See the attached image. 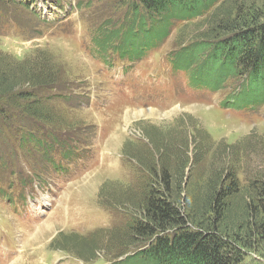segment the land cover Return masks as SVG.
I'll return each mask as SVG.
<instances>
[{"label":"rangeland","instance_id":"374dc122","mask_svg":"<svg viewBox=\"0 0 264 264\" xmlns=\"http://www.w3.org/2000/svg\"><path fill=\"white\" fill-rule=\"evenodd\" d=\"M17 2L5 0L0 7V51L19 60L40 51L52 56L72 85L47 93L63 97L53 96L50 109L63 121L59 128H71L67 132L81 140L51 143L30 154L17 147L21 135L11 129L14 121L0 128V264H126L140 248L122 245L128 242L126 226L140 217L137 205L156 169L166 165L175 193L197 220L209 217L208 201L224 170L234 169L244 184L264 174V105L238 109L229 100L240 80L230 79L214 92L196 88L193 70L174 62L176 53L198 40L223 39L217 29L228 9L234 18L240 6L241 18L264 12V0H220L201 17L173 20L157 47L124 51L133 62L120 64L123 70L115 73L119 82L125 71L128 80L121 84L113 82L108 57L93 39L102 30L109 36L129 25L126 3ZM16 107L0 100L6 114ZM67 149L69 161L76 162L66 163L67 176L52 175L51 157H63ZM2 186L5 192L12 186V192L4 195ZM227 217L226 223L235 224L234 214ZM246 263L264 264V252L249 251Z\"/></svg>","mask_w":264,"mask_h":264},{"label":"trees","instance_id":"16d2710c","mask_svg":"<svg viewBox=\"0 0 264 264\" xmlns=\"http://www.w3.org/2000/svg\"><path fill=\"white\" fill-rule=\"evenodd\" d=\"M4 1L0 0V7ZM13 1L17 4L19 0ZM115 1L129 6L130 20L125 28L112 31L113 35L105 36L102 30L93 39L106 58L111 50L124 55L126 49L130 54L157 47L168 36L173 20L201 17L216 8L220 0ZM36 2L22 3L32 7ZM239 7L234 9L239 16L233 18L232 10L228 9L221 21L217 31L223 33V39L198 40L176 53L174 62L179 64L178 69H192L196 87L209 91L223 89L230 79L240 80L241 85L229 102L238 109H258L264 105V12H245L240 18ZM40 52L19 60L0 51V100L17 105L9 115L3 109L0 111V128H9L14 121L11 129L21 135L17 147L27 149L30 154L51 143H80L79 137L67 132L71 128H59L63 121L50 109L51 98L63 97L47 94L61 93L72 84L62 76L52 56ZM165 166L160 172L155 170L154 179L137 205L140 217L135 216L127 223L128 242L122 245L140 248L124 263L247 264L249 251L264 252V174L254 175L250 181L246 178L244 184L234 169L224 170L208 201L209 217L197 220L195 213L188 210L186 199L175 193L173 176ZM1 188L4 195L12 192V186L6 192L4 186ZM237 200L244 203L240 209ZM230 214H234L235 224L226 223Z\"/></svg>","mask_w":264,"mask_h":264},{"label":"bare ground","instance_id":"6f19581e","mask_svg":"<svg viewBox=\"0 0 264 264\" xmlns=\"http://www.w3.org/2000/svg\"><path fill=\"white\" fill-rule=\"evenodd\" d=\"M44 231V230H43ZM34 243H36V240L34 241Z\"/></svg>","mask_w":264,"mask_h":264}]
</instances>
